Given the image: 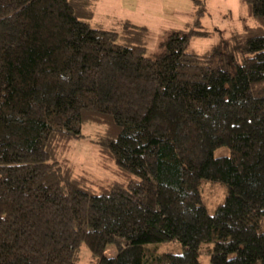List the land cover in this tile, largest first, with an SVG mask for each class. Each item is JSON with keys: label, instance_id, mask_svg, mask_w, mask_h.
<instances>
[{"label": "trees", "instance_id": "obj_1", "mask_svg": "<svg viewBox=\"0 0 264 264\" xmlns=\"http://www.w3.org/2000/svg\"><path fill=\"white\" fill-rule=\"evenodd\" d=\"M97 1L0 0V264H77L83 244L96 264H201L209 242L211 264H264V0L211 51H189L197 17L154 57L146 26L93 27ZM86 123L137 179L95 194L73 176ZM203 180L228 186L213 214Z\"/></svg>", "mask_w": 264, "mask_h": 264}, {"label": "rangeland", "instance_id": "obj_2", "mask_svg": "<svg viewBox=\"0 0 264 264\" xmlns=\"http://www.w3.org/2000/svg\"><path fill=\"white\" fill-rule=\"evenodd\" d=\"M202 1L204 5L200 2ZM98 16L95 21L100 24H92L93 27L104 29L121 30V25L116 19V12L122 5V0H101ZM147 8V0H144ZM119 4V5H118ZM154 10L146 19L149 27L147 37L146 56L154 57L164 49V41L173 29H185L191 26L197 17L201 18L203 29L209 31V36L204 38H193L189 51L204 54L223 40L230 38L238 32H242L248 25H254L255 21L248 15L247 5L243 0H153ZM108 5V6H107ZM118 5V6H117ZM200 7H205L204 14H199ZM135 19H143L142 16H133ZM103 127L95 123H86L83 129V137L72 141L64 158L74 170V177H85L82 183L95 194L109 190L115 185H127L129 181L137 179L136 176H127L120 172L117 164L101 156L100 146L96 143ZM229 154L226 147L216 150L215 155ZM202 195L208 210L213 214L227 195L228 186L220 181L203 180ZM151 253H173L185 252L183 244L178 241H165L147 244ZM213 242L202 243L199 251L201 264H211L210 257ZM106 254L110 257L117 254L116 247L109 245ZM77 264H96V259L87 245H81Z\"/></svg>", "mask_w": 264, "mask_h": 264}, {"label": "crops", "instance_id": "obj_3", "mask_svg": "<svg viewBox=\"0 0 264 264\" xmlns=\"http://www.w3.org/2000/svg\"><path fill=\"white\" fill-rule=\"evenodd\" d=\"M147 1L148 3H147V8H146L144 0H122V5L120 6L119 10L116 12V14L119 16L116 19L117 23L121 24V21L129 20L137 25L148 27V24L146 23L145 20L149 19V16L152 13V10H154V4H153V0H147ZM101 5H102L101 0H98L96 3L95 15L91 20L92 24L94 23L100 24L101 20L100 21H95V20L98 19L97 18L98 10ZM102 6L104 7L105 5H102ZM104 9L108 10V8H105V7ZM133 16H142L143 19H135V17Z\"/></svg>", "mask_w": 264, "mask_h": 264}]
</instances>
